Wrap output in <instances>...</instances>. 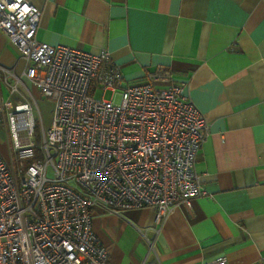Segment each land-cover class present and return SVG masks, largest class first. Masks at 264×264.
Listing matches in <instances>:
<instances>
[{
  "label": "built area",
  "instance_id": "built-area-1",
  "mask_svg": "<svg viewBox=\"0 0 264 264\" xmlns=\"http://www.w3.org/2000/svg\"><path fill=\"white\" fill-rule=\"evenodd\" d=\"M41 18L29 0H0V28L25 62L19 75L0 66L9 95L22 96L4 120L11 157L0 150V264H107L95 207L149 206L157 218L181 203L191 207L205 192L195 167L209 124L168 68L126 81L107 48L38 39ZM24 78L52 99L48 126ZM7 105L2 99V112Z\"/></svg>",
  "mask_w": 264,
  "mask_h": 264
},
{
  "label": "crops",
  "instance_id": "crops-1",
  "mask_svg": "<svg viewBox=\"0 0 264 264\" xmlns=\"http://www.w3.org/2000/svg\"><path fill=\"white\" fill-rule=\"evenodd\" d=\"M29 1L42 9L38 39L93 53L107 48L126 81L168 68L209 124L195 167L205 192L191 207L181 203L161 218L149 206L95 207L107 264H264V0ZM0 66L18 75L25 68L1 28ZM4 78L3 123L22 97L9 95ZM24 82L40 118L44 96ZM4 98L13 105L8 113ZM46 104L52 112L53 101Z\"/></svg>",
  "mask_w": 264,
  "mask_h": 264
},
{
  "label": "rangeland",
  "instance_id": "rangeland-1",
  "mask_svg": "<svg viewBox=\"0 0 264 264\" xmlns=\"http://www.w3.org/2000/svg\"><path fill=\"white\" fill-rule=\"evenodd\" d=\"M98 95H101L100 92H98ZM106 99H110L112 98V94L111 92H107L105 93V96H104ZM44 99L43 102H41V110H42V113L40 111V114H41V118L44 122V124L46 126L49 125L50 123V119H51V108L49 110V107H47V104L46 102H50L52 101L51 98L49 97H46L44 96ZM13 108V105L12 103H10V105L8 107H6V112L8 113L9 109ZM38 110V109H37ZM38 114V113H37ZM36 137L38 138V143L40 142L41 140V128H40V119H38V127L36 129ZM11 148H12V145H11V136H10V132H9V126L7 124V122L5 121L3 123V121L0 122V150L3 152V154L5 156H7L8 158H10L11 156Z\"/></svg>",
  "mask_w": 264,
  "mask_h": 264
}]
</instances>
